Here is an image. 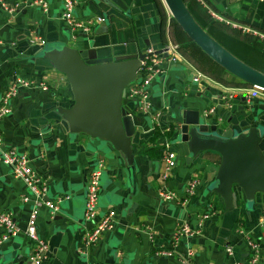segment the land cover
I'll use <instances>...</instances> for the list:
<instances>
[{
	"label": "crops",
	"instance_id": "crops-1",
	"mask_svg": "<svg viewBox=\"0 0 264 264\" xmlns=\"http://www.w3.org/2000/svg\"><path fill=\"white\" fill-rule=\"evenodd\" d=\"M3 1L12 4L20 0ZM121 1L134 9L133 17L118 13L109 21H101L97 15L102 12L96 4L75 0L74 17L92 21L86 34L68 29L61 17L63 0H47L46 13L38 7L10 13L0 5V98L15 77L29 79L34 85L21 88L13 98L12 113L0 120V137L5 148L25 154L29 165L46 181L48 198L70 196L52 218L47 208H39L37 231L48 243L41 264H181L188 251L193 264H233L247 259L251 253L249 241L258 244L257 264H264V211L256 202L250 206L243 197L238 200L239 196H235L233 210H225L221 197L208 190L220 164L219 154L204 151L187 163L176 134L183 110H198L201 117L208 118L207 122L216 121L225 130L230 127L239 131L243 120L250 125H264L262 93L254 89V94L249 93L253 103L250 117L242 111L227 117L226 107L218 109L219 96L232 91V107L238 110L243 102L240 95L248 92L243 80L218 67L165 11L161 0ZM183 2L212 39L264 73V0ZM209 11L230 25L212 19ZM33 36L43 39L44 46L49 47L85 49L93 44L102 57L179 45L183 59L176 64L164 63L163 72L151 83L152 111L140 114L135 103L124 99L130 114L139 118L135 121L131 166L108 141L81 133L73 136L59 120L44 116L50 106L68 105L73 99L64 74L48 68L43 60L36 62L38 55H28L35 45H42L32 42ZM194 72L211 81L206 80L201 85L203 89L196 86L190 80ZM39 84L48 90H40ZM248 103L244 110L247 112ZM209 109L214 112L208 114ZM171 124L174 133L167 137ZM155 129L161 134L152 143L150 137ZM154 145L161 147L162 155L175 152L177 164L173 169L166 168L163 156L151 159L141 154L145 147ZM97 159L103 161L98 217L114 210L116 224L97 243L87 246L84 236L94 221L84 219L86 184ZM191 180L197 182L196 189L185 200ZM161 189L173 192L174 199H161ZM27 193L24 182L14 178L10 168L0 161V211L13 214L19 227L17 235L0 243V264H21L31 252L32 241L25 229L33 204L23 200ZM183 224L198 233L182 237L176 244L175 232ZM228 247L232 249L230 254ZM163 251H170L171 256L162 255Z\"/></svg>",
	"mask_w": 264,
	"mask_h": 264
},
{
	"label": "water",
	"instance_id": "water-1",
	"mask_svg": "<svg viewBox=\"0 0 264 264\" xmlns=\"http://www.w3.org/2000/svg\"><path fill=\"white\" fill-rule=\"evenodd\" d=\"M89 1L102 12L97 17L103 21L114 14L131 18L135 13L121 0ZM165 2L181 29L213 61L249 85L264 90V73L246 65L212 39L193 19L183 0ZM28 55H38L34 58L36 62L43 60L48 68L64 74L72 95L70 104L50 106L44 116L59 120L73 136L81 133L108 141L126 165L131 166L135 121L139 118L133 117L124 104L125 88L138 76L136 72L139 61L144 58L143 50L102 57L93 44L85 49L35 45ZM241 98L242 105L238 110L227 109V117L237 111L251 116L253 103H248L244 96ZM234 99L235 95L232 103ZM246 103L249 104L248 112L244 111ZM219 104L218 109H221L222 104ZM179 118L176 134L187 163L204 151L219 154L220 164L208 190L221 197L225 210L232 211L235 196H239L238 200L243 197L250 206L256 202L264 211V125H250L243 120L239 131L230 127L225 130L216 121L207 122L198 110H183Z\"/></svg>",
	"mask_w": 264,
	"mask_h": 264
},
{
	"label": "built area",
	"instance_id": "built-area-1",
	"mask_svg": "<svg viewBox=\"0 0 264 264\" xmlns=\"http://www.w3.org/2000/svg\"><path fill=\"white\" fill-rule=\"evenodd\" d=\"M166 9L170 13V10L165 2L162 0ZM63 8L61 17L65 21L68 29L70 31L88 33L92 27V21H81L74 17L75 0H63ZM0 5L6 11L14 13L21 8L26 7H38L44 13L48 12L49 4L47 0H20L12 4H7L3 0H0ZM212 19L218 22L227 23L223 17L216 14L213 11H209ZM103 21L102 18H99ZM230 25V23H227ZM233 27L241 28L243 30H249L245 27L233 24ZM37 41L38 43L44 45L45 41L39 39V37L33 36L32 42ZM179 45L168 44L163 46L161 49L156 50L152 47H147L143 51L144 58L139 61V66L136 74L138 75L136 79L127 85L125 88V98L131 100L135 103V109L140 114H148L152 111V104L150 101V87L153 80L163 72V64H176L183 58L179 52ZM190 80L196 84V86H201L206 80L210 82L211 80L199 72L191 73ZM31 86L29 79L15 77L11 85L8 86L2 93L0 98V120L4 117L9 116L12 113V100L19 93L21 88H27ZM34 86V85H32ZM31 86V87H32ZM254 90L262 93V101H264V90L252 86ZM40 90L47 91L48 87L44 84H39ZM256 88V89H255ZM240 96H244L247 102H250L249 92L243 93ZM234 93L230 90H226L220 96V103L222 107L227 109L232 107V99ZM213 109L207 111L208 114H212ZM0 161L7 165L14 178L21 179L26 188L27 195L23 198L24 201L32 202V207L26 220L25 232L32 241V249L27 257V259L21 264H41L46 258V253L48 251V243L42 239L37 231V218L39 213V208L41 206L45 207L49 211V215L52 218L60 209V204L67 201L69 195H60L54 199L47 197L48 186L45 180L40 177V175L29 165V162L25 154L15 151L13 149H8L4 147L3 139L0 137ZM163 162L166 164L167 169H173L177 164V156L174 151H168L163 155ZM103 171V161L97 159L96 166L91 170L87 184H86V194L84 202V219L87 221H94L92 228L85 234L84 242L85 245L91 246L98 242L100 237L104 232L111 231L116 224V212L114 210H108L105 214L98 217V202L99 195L101 191V176ZM196 181L191 180L186 186V198L191 196L196 189ZM159 196L161 199L170 201L174 199L175 194L171 191L161 189L159 191ZM207 217V215H206ZM0 228L3 229V233L0 235V243L7 241L11 237H14L19 232V227L13 214L8 212L0 211ZM198 231L192 229L189 225L183 224L179 226L175 232L176 244L182 237H192L197 235ZM248 245L250 247L251 253L247 259L242 261L234 262L233 264H257L258 262V244L255 241H249ZM227 252L230 254L232 249L228 247ZM162 255L171 256L170 251H163ZM181 264H193L191 259V253L188 251L184 258L181 260Z\"/></svg>",
	"mask_w": 264,
	"mask_h": 264
},
{
	"label": "trees",
	"instance_id": "trees-1",
	"mask_svg": "<svg viewBox=\"0 0 264 264\" xmlns=\"http://www.w3.org/2000/svg\"><path fill=\"white\" fill-rule=\"evenodd\" d=\"M193 45H195V44H193ZM209 57V56H208ZM210 58V57H209ZM211 59V58H210ZM214 63V62H213ZM218 67H220V68H222L221 66H219L218 65ZM217 78H219V77H217ZM219 79H221V78H219ZM243 83H245V84H247L248 85V83H246L245 81H242ZM174 133V127H173V125L171 124V126H170V129H169V131L166 133V135H167V137H170V136H172V134ZM161 133H160V131H158V130H154L153 131V134L151 135V137H150V141L152 142V143H154L156 140H157V138L159 137V135H160ZM141 154H143V155H145V156H147L148 158H151V159H160V158H162V153H161V147H159V146H157V145H154V146H152V147H145L142 151H141Z\"/></svg>",
	"mask_w": 264,
	"mask_h": 264
},
{
	"label": "rangeland",
	"instance_id": "rangeland-1",
	"mask_svg": "<svg viewBox=\"0 0 264 264\" xmlns=\"http://www.w3.org/2000/svg\"><path fill=\"white\" fill-rule=\"evenodd\" d=\"M162 1V0H161ZM162 3V5H163V7H164V9H165V11H167L168 12V10L166 9V7H165V5H164V3H163V1L161 2ZM193 83V82H192ZM194 84V83H193ZM245 84V83H244ZM196 85V84H195ZM246 90L245 91H248L249 93H253L254 94V92H253V87L251 86V85H247L246 84ZM248 89V90H247ZM256 89V88H255ZM257 90V89H256ZM255 91V90H254ZM256 92H259V91H256ZM245 93V92H244ZM206 119H208V118H206Z\"/></svg>",
	"mask_w": 264,
	"mask_h": 264
}]
</instances>
